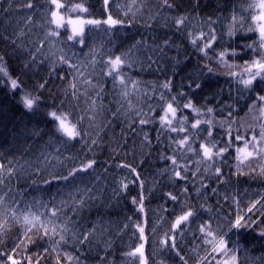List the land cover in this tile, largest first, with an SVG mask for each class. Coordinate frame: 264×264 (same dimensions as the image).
I'll list each match as a JSON object with an SVG mask.
<instances>
[{
	"label": "trees",
	"instance_id": "trees-1",
	"mask_svg": "<svg viewBox=\"0 0 264 264\" xmlns=\"http://www.w3.org/2000/svg\"><path fill=\"white\" fill-rule=\"evenodd\" d=\"M61 2L69 8L72 4H82L87 9V12L78 15L73 13L71 17L103 21L111 14L113 19L123 21V24H118L108 31H105L107 25H86L83 46L79 40L67 41L68 35L71 34L69 25L59 29L60 36L53 41L57 49L63 47L72 57V63L88 65L87 70L92 73V83L103 85V88L97 91L101 92L105 109L112 104L114 82L112 77L102 75L107 71L104 62L110 55L114 58L127 53L133 45L141 42L133 49L132 66L125 65L122 68V74L139 82L138 91L131 97L135 107L128 110L127 102L123 101L126 104L115 108L108 119L107 111L98 115L92 126L85 117L78 125L82 131L89 133V136L83 139L77 137L68 140L62 136L56 131V124L47 113L57 108L73 113L71 122L75 124L84 114L80 109L87 108L88 105L84 102V96L80 97L79 105L71 99L69 85L73 76L67 65L56 64L53 68L52 60L45 55L51 45L46 46L43 53L36 54L33 63L32 54L35 47L31 42L37 36L42 38L47 31V28L41 29L39 25L44 22L45 17L51 18L50 10L54 9V5L50 0H32L33 7L29 9L28 0H0V55L4 56V64L11 77L18 78L25 90L40 98L36 109L27 111L19 103L22 91L18 90L13 94L10 87L0 85V164L7 166L11 162L16 169L8 187L20 193L17 199L23 204L15 206L17 213L22 216L27 211L26 206L33 201L42 202L51 208L49 201L53 198L59 204L76 188H91V198L84 194L86 203L78 207L75 214L70 209L65 211L76 222L75 230L78 234L93 232L90 243L79 244L76 239H67L66 243L52 251L55 245L47 239L36 244L24 241L22 224H15L10 220L6 233L0 234V254H4L0 255V264H11L9 255L19 264H29V258L31 264H37V257L40 258L39 264H57L58 256L60 264H77V261L78 264H140L138 254L129 256L128 253L141 243L144 244L145 264H183L180 256H184L188 264H197V260L206 255L208 258L202 264H216L212 258V246L203 244L199 225L210 221L213 230L222 226V232H228V221L234 220L238 212H246L252 201L256 200H259L260 204L249 216L250 219L257 220V223L250 229H242L239 232L232 230L229 236L232 241L239 242V250L236 252L237 264H264V236L260 235L264 230V216L261 215L264 213V175L261 174L264 157L246 161L240 166L245 174H236L238 162L235 149L238 146L243 147V144L233 141L232 147L222 157L197 164V160L201 158L191 152L183 155L174 153L176 146L172 141L182 139L184 133L177 134L166 128L161 130L160 115L157 114L167 106L172 96H177L181 109L178 117H187L186 127L190 128L197 119H212L213 136L210 141H205L208 135L206 124L202 125L198 135L191 137L195 141L192 147L197 150L200 142H218L217 151L225 146L228 124L221 127L218 121L224 120L229 111L233 112L237 121L231 125L233 136L238 130L249 140L252 135L259 137L260 124L264 123L260 108L264 106V102L257 101L251 113L249 107L257 95H264V82H254L253 89L245 91L241 99L238 88L242 89L243 86L238 85L226 74L228 71L240 72L241 68L229 70L213 58L209 66L214 71L208 73L204 66L208 62L192 46L188 37L189 30L196 33L207 32L209 29L204 22L211 18L216 21L213 26L219 37L215 51L219 52L231 46L237 49L239 55L229 57V63L243 66L245 61L251 62L253 53L247 51V54H244L238 46L252 44L254 41L259 46L258 30L248 31L250 27L257 28L252 16L259 15L260 12L250 5L258 3V0H168L171 8L164 5V0H149L147 9L141 12L138 19H133L131 14L125 15L127 8L124 6L129 0H110L107 9L104 0ZM62 14L65 19L69 17L67 10ZM182 15L188 16L189 19L178 30L175 18ZM233 15L242 18L244 23L242 26L239 23L235 25L241 30L230 39L226 33ZM29 16L33 17V23L26 25L23 21ZM150 16L155 19L150 20ZM21 31L25 35L17 37L16 33ZM13 39L15 44L12 43ZM166 40L169 41L168 45L164 44ZM157 45L160 47L153 52L152 49ZM94 48L98 51L95 52L96 64L93 69L91 53ZM165 52L169 55L162 61L159 55ZM209 55L213 53L210 52ZM149 56L152 57L151 64L147 59ZM60 76L65 78L61 80ZM168 80L172 81L170 92L160 87ZM45 82L46 87L40 89L39 85ZM196 83L201 87L196 88ZM128 87L131 88L130 83ZM117 88L120 89V94L123 89ZM181 92L185 93L183 97H179ZM161 93L165 95L164 100L160 99ZM189 100L204 114L198 116L191 109H184L183 105ZM207 108H212L213 113L207 114ZM137 110L141 113L140 117L136 115ZM113 113L116 115L113 116ZM136 118H147L151 122L140 124L144 127L137 130L131 126ZM241 124L244 127H241ZM174 126L180 127L178 123H174ZM93 139L97 141L95 145L92 144ZM260 146L264 147V143ZM48 154L59 155L56 160H51L45 165L44 155ZM174 154L178 164L187 167L186 172L182 171L185 179L173 176L172 162L166 158ZM90 160L96 162L93 167L87 172L79 173L74 180L67 183L54 182L51 185L43 182L51 178L49 172L66 175L72 167H79L81 163ZM38 162L42 168H47L42 176L33 174ZM210 165L214 166L209 167ZM216 167L223 173L221 180H217ZM131 168L136 169L139 180L136 179V173L130 171ZM252 169L254 171H251ZM193 172H197V175L193 176ZM140 181H143V188ZM123 184L128 187L123 188ZM184 188H187V193L182 191ZM170 189L175 190L177 201H172L166 196ZM197 189L200 191L197 192ZM141 191L145 196L144 213L138 211ZM133 198L136 199V204H133ZM6 203L10 204V201ZM189 207L196 210V216L175 233L176 249L162 246L160 240L165 238V234L173 235L171 224ZM32 210L36 214L42 211L39 208ZM137 224H143L145 227L144 241L139 238L140 233L135 227ZM37 235L36 232L31 233L33 239ZM78 238L83 237L78 235ZM196 245L200 247L194 252ZM229 247L235 249L236 245L229 244ZM45 248H48L49 252L45 253ZM13 249H16V252H13ZM66 254L75 259L68 261Z\"/></svg>",
	"mask_w": 264,
	"mask_h": 264
},
{
	"label": "snow or ice",
	"instance_id": "snow-or-ice-1",
	"mask_svg": "<svg viewBox=\"0 0 264 264\" xmlns=\"http://www.w3.org/2000/svg\"><path fill=\"white\" fill-rule=\"evenodd\" d=\"M110 0H104L105 8L109 6ZM149 0H129V2L124 6L127 8L125 15L131 14L133 19H138L139 15L144 9H147ZM50 3L54 5V9L50 10V19L45 17V20L42 24L39 25L41 29L47 28V31L44 32L43 37L37 36L31 43L35 47V52L32 54L33 63L35 62L36 54L43 53L46 46L51 45L49 52L45 53L46 57L52 60L53 68H55L56 64L67 65L69 72L73 76V80L70 83L69 87L71 88V99L75 101L76 105L81 103L80 97L84 96V102L88 105L87 108L80 109L83 115L79 118L77 123L71 122V116L73 113L60 111L59 108L56 110L50 111L47 113L49 117H51L52 121L56 124V131L61 133L62 136L67 137L68 140H74L77 137L83 139L86 136H89V133L86 131H82L78 125L82 123L85 117L90 121V126L94 124L98 115H103L107 109L102 103V95L100 91L97 89H102V84H93L92 83V73L88 72L87 64H74L72 63V57H70L64 50L63 47L56 48L54 44V38L60 36L59 29L66 28L68 25H71V34L68 35L67 41L75 42L79 40L80 44L84 45V33H85V25H92L99 27L101 24L107 25L108 28L105 31L111 30L118 24H123L122 20L113 19L110 14L106 20H83V19H72L71 15L76 13L77 15L81 12H87V9L83 7L82 4H72L69 8L67 4L62 3L61 0H50ZM68 3H71V0H68ZM164 5L166 7L171 8L172 5L168 3V0H164ZM27 7L31 9L33 7L32 0H28ZM250 7H255L259 9V15H253L252 21L256 23L257 28H249L248 31L252 32L258 30L259 32V46H257V42H253L252 44H246L240 47V51L247 54V51H251L253 53V59L251 62L245 61L244 65H236L228 62L229 57H236L239 55L236 48H232L229 46L228 48H224L223 50L216 52L215 44L218 42L217 30L213 26L216 21H213L211 18H208L204 23L208 26V31H199L198 33L193 32L192 30L188 31V37L190 39V43L192 46L206 59L208 63H205V67L207 68L208 73H213V68L209 66V63L215 58L216 62L231 70L233 68H241L240 72L228 71L226 74L236 81L238 85H242V89L238 88V91L241 93L240 98L243 99V93L245 91H251L253 89L254 82L257 80L264 82V0H258V3L254 5H250ZM65 10L69 13V17L65 19V16L62 14ZM149 19H155L154 16H150ZM189 19L188 16H180L175 18V25L179 30L182 25H185V22ZM132 21H129L131 23ZM26 25H31L33 23V17L29 16L26 20L23 21ZM240 24L241 26L244 23L242 18H237V16L233 15L231 18V22L228 25V30L226 35L231 39L236 36L238 29L235 27L236 24ZM54 26V28L52 27ZM25 35L24 32L16 33L17 37H23ZM223 35V33L221 34ZM243 38V37H241ZM12 43L15 44V39L12 40ZM141 42H137L136 45H133L132 48L128 50L127 53H123L121 55H117L114 58L110 55L108 59L104 62V66L107 68L106 72H103L102 75L112 77L114 82V88L120 87L123 90L120 92V98L123 101L127 102L128 110H132L135 106L132 101V94L138 91L137 85L138 81L131 80L122 74L123 66L127 65L131 67L134 63L132 59L133 49L137 48ZM169 41H164L165 45H168ZM160 46L157 45L156 48H153L152 51L155 52ZM98 49L92 50V61L91 65L94 66L96 64L95 52ZM213 53V55H209V53ZM57 53L59 55L57 56ZM74 55V54H73ZM149 64H151L152 57L148 58ZM65 77L60 76L59 79L63 80ZM129 83L131 84V88L128 87ZM0 85L10 87V90L13 94H15L18 90L22 91L23 94L19 98V103L23 106L27 111H33L36 109L38 104L40 103L39 96L32 95L31 92L25 90L22 86V82L18 78H12L10 73L8 72L5 64H4V56L0 55ZM192 84H189L191 87ZM46 87V82L41 83L39 85L40 89ZM161 88L171 91L172 81L168 80L164 84L160 86ZM196 88H200L201 85L199 83L195 84ZM83 88V91H81ZM90 93H95L91 95ZM65 94L67 95V89L65 90ZM185 95L184 92L179 93V97H183ZM161 100L165 99L164 93H161ZM100 101V103H98ZM264 102V95H257L256 100L249 107V112L251 113L253 109L256 107V102ZM174 105H176L174 107ZM63 107V104H61ZM184 109H191L193 112L197 113V115H203L204 113L201 109L195 107L191 100L188 103L183 105ZM119 111V109L117 110ZM181 111L178 97L172 96L167 106L163 108V115L160 116V124L161 130L169 129L171 132H175L177 134L184 133L182 139L173 140L172 143L175 144L174 153H181L182 155L187 152H191L194 155L200 157V160H197V164L201 161H213L217 157H222L224 153H226L230 147L233 145V141L242 142L243 147H236L235 151L237 153L236 159L238 162L237 173L238 175H244L245 173L241 171L240 166H242L246 161H250L251 159H257L260 157H264V147L260 145L264 143V123L260 124L259 137L256 135H252L249 140L246 136L241 135L237 130L236 134L233 136V130L231 125L236 123V117L233 115L232 111H229L228 116L221 121H218L221 127H223L226 123L228 124L227 128V143L224 147H220L218 151L216 150L218 147V142H200L199 150L194 149L192 144L195 142L191 137L193 135H198L201 131L202 125H208V135L205 138V141H210V138L213 136V123L212 119L209 120H200L197 119L194 123L191 124V127H186L187 117H178V112ZM212 108H207V114L213 113ZM116 113H113L115 116ZM137 117L141 116L139 110L136 112ZM260 116L264 118V106L260 108ZM151 121L147 118H141L139 123L141 125H145L150 123ZM230 122V123H229ZM174 123H178L180 127L174 126ZM241 127H244L241 124ZM251 128V126H249ZM99 136V133L96 134ZM147 135H145V141H147ZM97 141L95 139L92 140V144L95 145ZM57 156H52L50 154L44 155V164L48 165L49 161L56 160ZM165 157H162L164 159ZM166 159L171 160L173 166V176L175 178L185 179L186 177L182 175V171H187L186 165H179L177 161V157L174 154L173 156L167 157ZM95 161H88L87 163H81L79 167H72L70 171L67 172L66 175H59L56 172H49L48 175L51 177L50 179L44 180V184L51 185L54 182L63 181L67 183L70 180H74L75 177L81 172H87L89 169L93 167ZM121 167H129L128 165H120ZM214 165H210L209 167H213ZM208 169L206 168L205 171ZM47 171L46 167H41L38 162L35 166L34 173L36 175H43L44 172ZM131 172L136 173V169L131 168ZM199 171V169H197ZM251 171H254L252 169ZM16 174V169L11 165L0 164V234L6 233L8 222L11 220L15 224H22L24 228V241L28 243L36 244L38 241H43L47 239L52 242L55 246L52 248V251H56L57 248L66 243L67 239H76V242L79 244L90 243L91 238L93 236L92 231L77 233L76 222L74 221L72 216H69L65 209H70L74 214L78 211V207H82L86 201L84 198V194H88L89 198H91V188H76L74 192H70L66 199L61 200L59 204L56 203L55 198L49 201L52 204L51 208H48L47 204L42 202L33 201L30 205H27V211L23 213L21 216L17 213L16 205L23 204L22 201L18 200L17 197L20 193L15 192L8 185L11 184L14 175ZM215 174L217 180H221L223 173L219 167L215 168ZM261 174L264 175V166L261 167ZM193 176L197 175V172L192 173ZM136 179L139 180V174L136 173ZM141 188H143V181H140ZM204 186L203 184L201 185ZM123 188H127V184L122 185ZM7 189V190H6ZM184 193H187V188L182 189ZM200 190L197 189V192ZM215 192V189H213ZM166 196L170 198L172 201H177L178 196L173 195L172 193H167ZM264 198V197H262ZM228 199V197H225ZM10 201L9 203H6ZM133 204H136L137 201L133 198ZM145 196L143 191H141V195L139 197V206L138 211L144 213ZM260 204L259 200L252 201V203L247 208L246 212H238L235 216L234 220L228 221V232H222V226L217 230H213L211 228L210 221H204L199 225V232L203 234V244L211 245V253L212 258L216 261V264H237V256L236 252L239 250V242L232 241L230 239L229 233L232 230H236L239 232L242 229H250L256 223L257 220L250 219L249 214L253 213L257 209V205ZM264 206V205H262ZM203 207V205L201 206ZM33 208L42 209L39 214L33 212ZM264 216V213L261 214ZM196 216V210L192 207H189L187 211H184L182 215L176 217L174 222L171 224V231L173 233L172 236H168L165 234V238L160 240V244L162 246H170L171 249L175 250L177 247L176 244V236L175 233L181 229L183 226L190 221L191 218ZM227 219V218H225ZM259 219V218H257ZM137 231L140 233V240L144 241L145 237V227L143 224L135 225ZM36 232L38 235L35 239L32 238L31 233ZM78 235H82V239L78 238ZM261 236H264V230L260 232ZM22 241V242H24ZM229 244H235L236 248H230ZM20 245H17L19 248ZM200 245H196L193 249L196 252V249L199 248ZM144 244L141 243L138 247H136L132 252L128 253L129 256L139 255L140 264H145L144 252H143ZM13 252H16V249H13ZM44 252H49L48 248L44 249ZM217 254H219V258H217ZM4 255V254H0ZM179 255V253H177ZM197 255L199 253L197 252ZM66 258L68 261H73L75 258L71 255L66 254ZM207 255L204 257H200L197 260V264H202L203 261L207 260ZM8 260L11 264H19V262L13 258V256L9 255ZM40 258L37 257V264H39ZM180 260L183 264H188L187 260H185L184 256H180ZM29 264H31V258H29ZM57 264H60V257H57ZM78 264V261H77Z\"/></svg>",
	"mask_w": 264,
	"mask_h": 264
},
{
	"label": "bare ground",
	"instance_id": "bare-ground-1",
	"mask_svg": "<svg viewBox=\"0 0 264 264\" xmlns=\"http://www.w3.org/2000/svg\"><path fill=\"white\" fill-rule=\"evenodd\" d=\"M168 53H161L159 56L161 57V58H159L160 60H162L163 58H167L168 57ZM163 61V60H162ZM119 91H120V89L119 88H114L113 87V89H112V94H113V98H112V104L110 105V106H108L106 109H107V113H106V119H108L110 116H111V114H112V112H114L115 110V108H118L119 106H121V105H125L124 104V102H123V100H121V98H120V94H119ZM114 110V111H113ZM158 115H163V110L162 111H160L159 113H157ZM141 118H136V119H134L133 121H132V124H131V126H132V128L134 127V128H136L137 130L139 129V128H142V127H144V126H140V123H139V120H140ZM146 127H150L149 125H146ZM169 192L170 193H172L173 195H175L176 193H175V190L174 189H170L169 190Z\"/></svg>",
	"mask_w": 264,
	"mask_h": 264
},
{
	"label": "rangeland",
	"instance_id": "rangeland-1",
	"mask_svg": "<svg viewBox=\"0 0 264 264\" xmlns=\"http://www.w3.org/2000/svg\"><path fill=\"white\" fill-rule=\"evenodd\" d=\"M55 7V6H54ZM72 19H83V20H92V19H85V18H82V17H71ZM72 27V26H71ZM70 28V27H69ZM70 30V33H71V28L69 29Z\"/></svg>",
	"mask_w": 264,
	"mask_h": 264
}]
</instances>
